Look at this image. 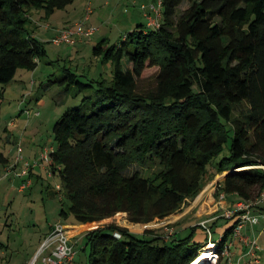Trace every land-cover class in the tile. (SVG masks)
Here are the masks:
<instances>
[{
	"label": "trees",
	"instance_id": "1",
	"mask_svg": "<svg viewBox=\"0 0 264 264\" xmlns=\"http://www.w3.org/2000/svg\"><path fill=\"white\" fill-rule=\"evenodd\" d=\"M74 1L0 0V83L11 82L19 68L36 69L46 54L33 10L48 19ZM182 2L163 0L159 28L140 24L120 45L102 40L93 47L95 56L112 61V83L99 82L95 107L68 109L53 126L50 166L64 187L65 220L166 218L200 194L214 164L225 172L217 197L223 191L250 201L264 190V168L256 166L264 165V0H189L175 19ZM153 67L157 84L142 93L138 80ZM65 78L90 86L68 71ZM243 101L248 109L234 115ZM7 162L0 152V164ZM133 162L147 171L128 173ZM239 219L236 211L214 222L212 230L225 228L218 238L200 223L179 236L103 223L85 235L87 264H192L210 242L216 264H229L223 251Z\"/></svg>",
	"mask_w": 264,
	"mask_h": 264
},
{
	"label": "rangeland",
	"instance_id": "2",
	"mask_svg": "<svg viewBox=\"0 0 264 264\" xmlns=\"http://www.w3.org/2000/svg\"><path fill=\"white\" fill-rule=\"evenodd\" d=\"M156 2L157 0H75L65 9L56 10L45 20L40 17L43 10L34 9L33 18L39 25L36 29V35L44 42L46 54L39 60L36 69L19 68L11 82L0 83V152L15 161L18 156V147L21 145L24 161L34 162L35 160L40 161L41 154L46 148L51 145L56 147L57 143L53 137L55 122L65 111L73 107L81 105L83 107H95L99 99V82L111 84L113 81L114 65L112 61L104 59L102 56H95L93 47L102 40H106L109 47L120 45L127 33L137 29L140 24L147 25V18L142 6H149L156 4ZM190 5L189 0H183L178 7L175 19ZM88 6L92 12L86 26L96 27V33L85 39L84 44L54 43L52 41L56 35L52 36L54 27L83 22ZM69 10L72 13H69ZM124 67L132 68V63L127 58H124ZM67 71L75 74L79 80L90 84V86L81 89L77 84L71 85L70 79L65 78ZM155 72V67L148 68L143 78L138 80L140 92L147 93L156 86ZM248 107L249 105L245 101L237 104L234 107V115L246 111ZM37 112L39 115H35ZM34 151L38 154L35 155ZM228 154L229 150L226 148L224 155ZM44 164L48 163L44 162ZM128 167L126 170L128 173L135 171L145 173L148 169L147 165L138 162H133ZM224 174L225 172L218 173L217 166L212 165L203 190L196 198L188 200L176 214L166 218H157L149 224H142L132 222L127 214L122 213L113 220L92 223L90 228L94 229L103 223L116 221L121 226L140 235H148V230L155 235H169L171 231L172 233L180 231L178 236L180 233L186 235L188 233L186 228L190 225H199L201 221L213 216L215 219L212 218L211 224L219 221L220 218H225L222 216V210L214 211L217 207L216 203H220L214 184L221 181ZM3 176L4 168L0 165V240L5 241L9 237L12 249L8 252V256L10 258L13 254L12 264H23L26 256L29 255L27 254L28 243L39 242L37 238L34 240V234L42 236L45 232V230L39 232V230L32 229L36 219L44 227V223H40L41 220L45 222L46 217L43 206L46 199L45 192H43L44 183L35 180L32 185L33 188L27 189L23 193L19 192V186H12L9 193L5 189L10 180ZM47 182L53 188L56 187V184L62 185L59 175L48 178ZM62 191H64V187ZM204 201L207 203H203ZM6 221L13 223L12 229L4 225ZM232 223L228 222L226 225ZM219 228V233H223L224 226H219ZM212 231L215 238L220 236L217 227L214 226ZM214 248V242H210L203 248L202 251L208 249L209 256L198 264H216ZM78 250L77 260H85L87 254L81 250L80 244ZM230 258L233 261V257Z\"/></svg>",
	"mask_w": 264,
	"mask_h": 264
},
{
	"label": "crops",
	"instance_id": "3",
	"mask_svg": "<svg viewBox=\"0 0 264 264\" xmlns=\"http://www.w3.org/2000/svg\"><path fill=\"white\" fill-rule=\"evenodd\" d=\"M74 9L76 10V7ZM69 13H72V12L70 11ZM40 17L45 20L44 12H43V14L40 15ZM32 18H33V12H32ZM33 20H34V23L38 25V22L34 18H33ZM76 24H77V22H76ZM70 25H72V24H70ZM70 25H67V26H70ZM74 25H75V23H74ZM38 27H39V25H38ZM50 27L51 26H49V28ZM63 27H65V26H63ZM58 28H61V27L60 26L54 27L52 36H54V34H56V32H57L56 30ZM47 33H48V31H47ZM88 37L89 36L77 37L75 43H72V44H77V43L84 44L85 39H88ZM7 140H9V139H7ZM51 146H53V145H51ZM53 148H54V146H53ZM34 154L37 155L38 152L34 151ZM0 165L2 166V168H4V176L3 177L10 180L9 185L6 186V189H5L6 192L10 193L11 189H12V188L10 189V187H12V186H19V188H18L19 192L23 193L27 189L33 188L32 185L34 184L35 180L38 182L44 183L43 192H45L44 194L46 196V199L44 200L43 206L45 208L46 217H45V222H42L43 220L40 221V223H44V227L41 226L38 223V220L36 219V221L34 223L35 225L32 229L33 230H39V232L40 231L43 232L45 230V232L43 233L42 236L36 235V233L34 234V240H36V238H37V239H39V242L38 243L29 242L28 243L29 246H28L27 254H29V255L26 256L23 264H31V262L34 260L35 256L39 253L40 248H41L44 240L47 238V236L51 232L54 225L58 222H62L70 228L71 242H72V244H74L75 249L77 250L74 264H87L88 263V255H89V253H88L89 246L86 245L85 235L89 230H92L90 228V225H92V223H87V224L76 223L74 221L73 216H70L67 220H65L64 218L61 217L60 211L62 209V200H61L62 195H61L60 191L57 189V184H56V187L53 188V186H51V184L49 182H47L48 178H54L55 175H59V174L56 173L55 175H50L49 174V167L47 164L45 165L44 162H40L39 164L32 166L28 175L22 174V169L24 168V161L16 162V160L12 161L11 159L8 158V162L6 164H0ZM59 177H60V175H59ZM27 179H31V181H33V182L31 183V185L29 187L22 189L21 185ZM239 200H242V198L239 197V195L231 194V195L227 196L224 201H221V199H220V203L219 204L216 203L217 207L214 211H219V210L224 211V207L225 208H234L236 205V202ZM22 203L23 202L21 201V204ZM203 203H207V201H204ZM214 207H215V205H214ZM251 214L258 216V222L255 224L248 223L245 226V228L242 230V237L247 238L249 240L255 238L258 242V246H257V248H255L251 252L250 246L246 243L245 240L233 239L232 245L233 244L234 245H233V247L231 245V251H230L231 257H233L232 264H264V200H260L258 203H256L255 205L252 206ZM212 218L215 219V216L206 219L207 221H209L208 222L209 226L213 225V223L211 224V222H210L211 220H213ZM4 225L9 226L10 229H12V227H13V223L9 222V221H6L4 223ZM219 231H220V229H218V233H219ZM79 244L81 245V250L85 251L87 254L86 259L85 260L82 259L81 261L77 260V256L79 253L78 252L79 251L78 250ZM10 249H12V243L9 240V237L5 241L0 240V264H12L13 254L10 258L8 256V252L10 251ZM37 264H41L40 261L37 262Z\"/></svg>",
	"mask_w": 264,
	"mask_h": 264
},
{
	"label": "built area",
	"instance_id": "4",
	"mask_svg": "<svg viewBox=\"0 0 264 264\" xmlns=\"http://www.w3.org/2000/svg\"><path fill=\"white\" fill-rule=\"evenodd\" d=\"M162 5L163 0H157L156 4H151L149 6L143 5L142 8L145 11V16L147 18V24L154 28H159L161 25L162 20ZM91 8L88 6L87 8V14L84 18V21L81 23H77L75 25L65 26L57 29L56 35L53 37L52 41L56 44H61L63 42H70L75 43L77 37H85V36H91L94 33H96L97 28L94 26H86L87 21L90 20L91 15ZM30 113V112H29ZM35 115H39V112L35 113ZM53 146H50L49 148H46L44 152L41 154L40 161L47 162L49 167V174L55 175V172H53L50 161L51 156L50 153L53 150ZM22 153V147L21 145L18 147V156L16 157V162L24 161V157L21 154ZM39 160H35L34 162L30 161H24V168L22 169L23 175H28L29 171L32 166H35L40 163ZM257 167L264 168V165H256ZM61 167H57V171L60 170ZM32 181L31 179L25 180L21 188L25 189L31 185ZM215 189L219 188L218 182L214 184ZM57 189L60 191L62 195L63 187L60 184H57ZM227 197V194L225 192H221L219 195V198L221 201H224ZM260 200H264V190L261 192L259 198L256 200H239L236 202V205L234 208H225L222 213L223 216L227 218L233 217L235 212H239V221L237 225L234 228L233 232V239H242L245 240L246 243L250 246L251 252L257 248L258 242L255 238L249 240L247 238L242 237V230L245 228V226L248 223L255 224L258 222V216L251 214V208L253 205L258 203ZM207 220H204L200 222V224L206 229V232L209 234V236H212V228L207 223ZM172 233V231H171ZM117 237H120L119 233H116ZM233 242H229L223 251L224 257L227 258L229 264H232L231 261V245ZM76 249L74 244L71 242V233L70 228L65 225L62 222H58L54 225L51 232L47 236V238L44 240L39 253L35 256L34 260L31 262V264H37L38 261H40L41 264H74L75 256H76ZM215 257L217 262V259L219 258V255L217 252H215Z\"/></svg>",
	"mask_w": 264,
	"mask_h": 264
},
{
	"label": "bare ground",
	"instance_id": "5",
	"mask_svg": "<svg viewBox=\"0 0 264 264\" xmlns=\"http://www.w3.org/2000/svg\"><path fill=\"white\" fill-rule=\"evenodd\" d=\"M210 248H211V246H210ZM208 249H206L205 251H202L201 252V256L200 257H198V259H196L195 260V262L193 263V264H198L199 262H201V261H203L205 258H207L208 256H209V253H207V252H209V251H207Z\"/></svg>",
	"mask_w": 264,
	"mask_h": 264
}]
</instances>
